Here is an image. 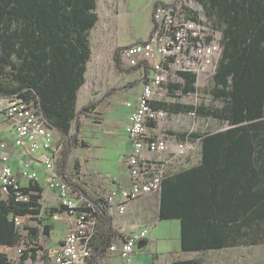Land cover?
I'll return each instance as SVG.
<instances>
[{
	"label": "trees",
	"instance_id": "obj_1",
	"mask_svg": "<svg viewBox=\"0 0 264 264\" xmlns=\"http://www.w3.org/2000/svg\"><path fill=\"white\" fill-rule=\"evenodd\" d=\"M196 2L221 31L222 51L209 90L219 105H200L193 111L225 126L177 135L200 138L199 158L162 179L158 218L179 220L183 251L264 243V0ZM95 7L96 0H0V72L15 80L9 88L0 84V95L32 100L45 123L62 136L57 174L91 205L86 209L97 221L85 264L102 260L114 235L105 195L91 196L67 175L71 149L78 142L86 145L79 141V115L109 94L76 109V93L84 81L90 52L86 33L97 20ZM122 48L117 46L112 53L115 67L132 72L138 65L122 66ZM177 76L181 80L170 83V89L196 90L195 73L180 71ZM153 104L168 107L158 101ZM190 108L177 105L171 112ZM41 199L42 188L32 180L0 194V264H14L9 248L20 249L19 263L41 249L36 243L40 229L48 235L53 228L43 221ZM63 210L62 205L52 206L47 213L52 216ZM27 220L40 228L26 225ZM170 264L207 263L190 258Z\"/></svg>",
	"mask_w": 264,
	"mask_h": 264
},
{
	"label": "built area",
	"instance_id": "obj_2",
	"mask_svg": "<svg viewBox=\"0 0 264 264\" xmlns=\"http://www.w3.org/2000/svg\"><path fill=\"white\" fill-rule=\"evenodd\" d=\"M151 23L146 38L120 50L122 64L140 66L142 75L135 103H125L131 107L126 129L130 149L124 159L129 183L105 194L112 216L123 215L131 201L158 192L162 179L177 172L185 162L198 160L199 137L178 139L165 131L150 130L151 122L168 116L165 108L153 103L164 95L162 87L169 71L176 75L180 71L192 72L196 74V80H200L201 75L211 76L215 72L221 56V31L205 17L196 0L160 1L152 7ZM0 113L10 122L14 133L11 142L0 138V194H6L9 187L21 186L14 176L11 150L17 147L25 151L26 157L20 158L18 172L27 181L38 178L33 163L39 158L46 171L47 185L55 190L59 205L73 217L59 248L52 254V263L85 264L91 254L97 221L92 211L86 209L91 205L79 198L57 174L62 143L54 141L52 128L37 112L32 100L4 95L0 98ZM188 114L195 116L194 111ZM19 198L26 199L22 195ZM78 208L81 209L78 211ZM147 236V228L128 233L117 248V264H134L133 253L146 247ZM143 239L146 244L139 246ZM16 251L20 253V249ZM12 260L14 264H20L18 257ZM152 264L162 262L156 258Z\"/></svg>",
	"mask_w": 264,
	"mask_h": 264
},
{
	"label": "rangeland",
	"instance_id": "obj_3",
	"mask_svg": "<svg viewBox=\"0 0 264 264\" xmlns=\"http://www.w3.org/2000/svg\"><path fill=\"white\" fill-rule=\"evenodd\" d=\"M155 1L168 0H96L94 11L97 20L86 33L90 52L83 75L84 81L76 93V109L78 110L88 102L96 101L108 91L109 94L96 107L88 108L79 115L82 134L87 139H90L91 135L95 133L102 136L109 135L111 138L123 136L126 119H128L124 103L132 102L138 93L142 70L140 66L132 72L117 70L112 53L117 46L124 47L148 36L152 25L151 11ZM202 13L204 14L203 10ZM12 58L15 59L14 56ZM122 66L127 67L123 64ZM178 80L181 79L169 71L167 80L162 87L164 95L157 99L158 102L167 104L168 116L157 121L158 129L177 136L182 132L202 134L224 127V124H219L212 118L201 117L196 113L195 116H192L187 113L200 105H219V101H214L209 92L213 82L212 76L201 75L200 80L195 81L196 90L188 93L180 89L169 88L170 83ZM0 84L3 88H9L15 85V80L3 71L0 72ZM177 105H191L192 108L187 112H171ZM70 133H73V128ZM177 138L180 139L178 136ZM77 146L84 152L86 155L84 159L87 160V152L93 145H81L78 142L75 147ZM78 150L76 148L75 153ZM194 162L195 159L185 162L186 164L178 168V171ZM112 170L108 169V171ZM100 171L101 174H105L103 170ZM68 176L81 185L84 183V187L90 188L95 197L105 195L109 191L108 185H111L109 175H99L87 168H81L77 158H71ZM87 177L100 182L95 185V188H91L89 183L92 182H89ZM48 188L50 187L48 186ZM50 198V192L44 188L41 202L42 204L46 203L42 213L46 218L50 216L47 213L50 206L52 207L50 204L54 203L53 206H57L55 194ZM159 200L160 191L133 201L137 206V214L141 215L142 219L139 221L140 223L137 222L135 230L131 231L147 228L149 233L145 250L135 257L136 264H152L155 261V254L160 257L159 260L162 264L170 263L174 259L190 258L207 264H264V243L239 244L233 247L196 252L181 250L179 220L158 219ZM115 219L114 217V221ZM152 223L155 225L152 226ZM32 224H34L33 221H26V225ZM112 245L115 246L113 250L110 249ZM118 245L119 242L114 237L107 255L111 254L117 258ZM12 251L10 249L9 253ZM13 252L14 256L18 257L19 253L16 249Z\"/></svg>",
	"mask_w": 264,
	"mask_h": 264
},
{
	"label": "crops",
	"instance_id": "obj_4",
	"mask_svg": "<svg viewBox=\"0 0 264 264\" xmlns=\"http://www.w3.org/2000/svg\"><path fill=\"white\" fill-rule=\"evenodd\" d=\"M139 90H140V87H139ZM139 90H138V93H139ZM138 93L132 99L133 103H135ZM3 96L4 95H0V98ZM125 103H124V106H125L124 110L127 111V113L129 114L131 107L126 106ZM126 120L127 121H126V124L124 126L123 136H116L114 138H111L109 135H107V136L103 135L102 136V135L95 133V134L91 135L90 139H87L82 134V127H81L80 134H79L80 135L79 141L83 140L86 142L87 145H93V147L87 152V155H88L87 160L84 159L85 158L84 156H86V155H84V152H82L80 150L79 146H77V147L74 146L71 149V153L69 155L68 164H67V175H68V169H69L71 158H73V159L77 158L79 160L81 168H83V169L87 168L88 170H92L99 175H109L110 182H111V185H108V187H107L109 189V191L112 188H115L118 186L128 185L129 176H128V171H127V167L125 165L124 159H125L126 154L129 151V149H130V141L128 140L127 133H126L128 119H126ZM149 127H150L151 131H155V132L160 131L158 129V123L157 122H151ZM83 128H85V127H83ZM52 130H53L54 141H56L58 143H60V142L62 143L63 138L60 135V133L53 128H52ZM13 135H14V133H13V130L11 128L10 122H8L0 113V138H5V139L7 138L11 142ZM76 148H78L79 150L75 153ZM25 154H26L25 151H21L17 147H15L13 150H11V153H10L11 164L13 167L14 176H15L16 180L21 185H27L29 182V181L21 178V176L18 172L19 160L22 157H26ZM38 155H40V154L38 153L37 156ZM91 161H92V163H91ZM58 162H59V160H58ZM33 166L38 172V178L35 181L42 188V197H43L44 188H46L50 192L51 198L53 197V194H55L57 206L55 205L54 207H58L59 202H58V199L56 196V192L54 190L48 188V186L46 185V171L42 167L39 158H35ZM57 166H58V163H57ZM109 168H111L113 170L108 171ZM122 168H124V169H122ZM99 169L103 170L105 174H101L100 173L101 171ZM87 179L89 182L90 181L92 182V183H89L90 184L89 187H91V188H95V185L98 182H100L98 180L96 181V179L92 180V179H90V177H87ZM82 186L84 187V183L82 184ZM84 189L91 196H94L92 194V190L90 188L85 186ZM78 197L82 198L80 196H78ZM45 204H42V208H44ZM50 205L53 206L54 203L50 204ZM136 210H137V206L132 201V202L128 203V205L126 207V211L123 215H116V216L113 215L112 216V229L114 230V235L112 237V240L114 239V237H116V240L119 242L118 247L120 246L122 239L128 233L132 232L131 230H135V228L137 226V222L140 223L139 221L142 219L141 215H138ZM114 217L116 218L115 221H114ZM42 218H43L44 222L52 224L53 228L49 231L48 235L42 234L41 229H40V232H39L37 239H36V243H37V245H39L41 247V249L37 250L33 257H31V258L28 257V258L24 259L20 264H53L52 263V254L59 248V246L62 242V239L64 238L69 227L72 224V219H73V217L71 215H69L66 210H63L59 213H54L52 216H49V217L47 216L48 220L46 217H44V215H42ZM32 225H37L40 228V226L38 224H35V222ZM154 225H155V223H152V226H154ZM148 236H149V233H148ZM148 236L146 237V240H148ZM112 240H111V243H112ZM145 248L146 247H144L141 250H137L133 253L132 258H133L134 264H136L135 263L136 255L143 252L145 250ZM10 249L11 248L8 249V255L13 259V258H15L14 252H13L15 250L11 249L13 251L11 253H9ZM211 250H215V249H211ZM107 254H108V250L106 251L105 256L102 258V260L98 261L96 264H117L118 263L119 257H118L117 253H116L117 258L111 254L110 255H107ZM154 257H155V259L156 258L160 259V257H158V255H156V254ZM150 259H151V256H150ZM170 263H167V264H170Z\"/></svg>",
	"mask_w": 264,
	"mask_h": 264
},
{
	"label": "water",
	"instance_id": "obj_5",
	"mask_svg": "<svg viewBox=\"0 0 264 264\" xmlns=\"http://www.w3.org/2000/svg\"><path fill=\"white\" fill-rule=\"evenodd\" d=\"M146 244V240L145 239H143V240H141L140 242H139V246H144Z\"/></svg>",
	"mask_w": 264,
	"mask_h": 264
}]
</instances>
